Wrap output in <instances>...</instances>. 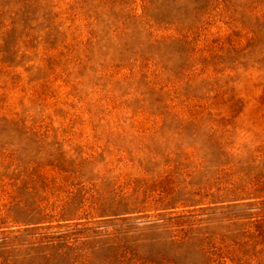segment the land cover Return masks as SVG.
I'll return each instance as SVG.
<instances>
[{"label":"rangeland","instance_id":"rangeland-1","mask_svg":"<svg viewBox=\"0 0 264 264\" xmlns=\"http://www.w3.org/2000/svg\"><path fill=\"white\" fill-rule=\"evenodd\" d=\"M0 264H264V0H0Z\"/></svg>","mask_w":264,"mask_h":264}]
</instances>
